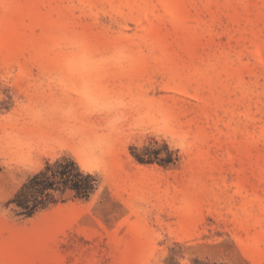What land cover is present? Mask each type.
Segmentation results:
<instances>
[{"label":"rangeland","instance_id":"1","mask_svg":"<svg viewBox=\"0 0 264 264\" xmlns=\"http://www.w3.org/2000/svg\"><path fill=\"white\" fill-rule=\"evenodd\" d=\"M0 264H264V0H0Z\"/></svg>","mask_w":264,"mask_h":264},{"label":"trees","instance_id":"2","mask_svg":"<svg viewBox=\"0 0 264 264\" xmlns=\"http://www.w3.org/2000/svg\"><path fill=\"white\" fill-rule=\"evenodd\" d=\"M147 154L145 147L143 150L133 153V156L140 163H151L152 159ZM155 154H159V152L155 151ZM158 161L162 165L169 164L172 162V157L167 154L165 158ZM95 188L96 179L94 176L80 171L73 160L62 158L53 164L46 163L41 171L32 175L20 187L12 202L21 209L20 214L30 216L38 208L53 201L50 191L63 193L66 189H70L74 191L77 198L87 199L95 191Z\"/></svg>","mask_w":264,"mask_h":264}]
</instances>
